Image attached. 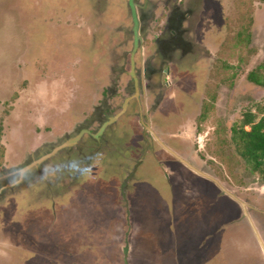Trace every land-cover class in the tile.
I'll return each instance as SVG.
<instances>
[{"label": "rangeland", "instance_id": "rangeland-1", "mask_svg": "<svg viewBox=\"0 0 264 264\" xmlns=\"http://www.w3.org/2000/svg\"><path fill=\"white\" fill-rule=\"evenodd\" d=\"M203 5L194 21L206 26L200 32L198 24L194 37L208 53L178 57L166 81L178 91L177 112L195 107L184 136L191 139L193 132L194 167L248 204L260 229L264 182L225 141L232 125L264 103V87L248 81L264 64V0ZM127 6V0H0V147L6 152L0 174L25 156L44 172L28 175L17 197L0 198V264H264L241 204L209 179L173 164L167 165L169 180L151 164L168 163L153 143L136 169L143 148L137 104L110 119L99 134L106 133L101 148L84 138L66 152L68 134L100 132L91 120L109 76L128 83ZM99 19L103 29L109 21L106 36L114 47L102 40L93 45ZM144 52L138 55L142 67L151 55ZM50 147L56 151L48 156ZM40 155L47 157L37 162Z\"/></svg>", "mask_w": 264, "mask_h": 264}, {"label": "flooded vegetation", "instance_id": "flooded-vegetation-1", "mask_svg": "<svg viewBox=\"0 0 264 264\" xmlns=\"http://www.w3.org/2000/svg\"><path fill=\"white\" fill-rule=\"evenodd\" d=\"M197 1L198 0H127V7L130 9V11H127V14H129L130 17V27L126 34L128 36L127 38L132 37L131 40H129L130 43L128 41L127 44L129 45L127 58L129 59V66L131 67V72L127 74L129 80H125L128 83H123V85H121L119 80L123 82L122 79L118 78L115 82V79L111 80V76H109L108 86L104 85V88H102L103 91L107 88L108 93L105 96L102 95V99L98 103V106L96 104L95 108L97 109H94L95 115L93 114L95 118H92L91 120V123L98 122V126L100 125V127H102L100 132L96 134L94 130H80L79 133H75V137L68 134L65 136V143L68 142L67 147L70 146L66 151L67 153L71 154L70 149L77 148L80 141L82 142L84 138H86L85 140L87 141L91 139L92 141L97 142L98 148H101L104 144L106 133L100 137L99 134L104 127L112 121L110 119L118 112L122 113L126 111L127 106L130 108L132 104H137L138 109L141 108V112L137 114V118L139 122V129L142 132L141 138L143 141V148L142 153L136 161V169L139 170L144 165V159L148 156V151L153 143V145H157L158 148H160L166 155L165 159L168 163H156L150 158V160H152L151 164H153L154 168L157 167L158 169H163L169 180L171 177L167 171L170 169L169 166L173 164H177L179 167L181 165V167L183 166L188 168L191 172H195L175 156V154L178 155L180 158L196 167V165L192 162L194 160L193 154H195L194 150H191L193 147V132L191 133V139L185 140L184 138V136H187L188 133V131H186L187 124H189L188 122L190 119L193 118L194 114H196L194 111L195 107H179L180 110L177 112L175 104L179 97L178 91L174 84H169L166 80L168 74L172 76L170 67L172 66L174 60L178 59V57L185 58L189 55H193L195 52H199L200 54L208 53L207 44L204 45L194 37L197 36V34H200V28L202 26H206L205 22H203L201 18L198 21H194L196 18L195 15L199 12L197 9H200L199 13H201L202 16L201 11L204 6L203 0H201L202 3L200 5ZM96 23L99 25L97 24V26L93 27L96 29L95 32L99 34V37L95 38L97 43L92 44L97 46L98 42L102 40L104 43L108 41V44L110 43L109 45L114 47L113 42L107 38L109 36H106L108 34V30L111 28L109 21L107 28H104L105 30L103 29L104 22L102 19H99ZM198 24L200 32H197ZM102 35L104 38H101ZM106 38L108 40H106ZM206 43L208 42L206 41ZM144 45H147L146 48L143 47ZM142 49H145L143 54H147L148 51L151 52L150 58L148 59L147 57L146 60L143 61V67L138 58ZM136 50L137 57L134 55ZM97 54L94 55L97 56ZM90 55L94 57L92 52H90ZM206 56L210 58L209 54ZM108 58L111 59V56ZM144 62L146 63V68H144ZM114 70L116 73L117 70ZM132 71L133 73H136V78L131 76ZM164 72L165 76L162 75ZM108 73L109 75L111 74L109 71ZM157 75L160 77L155 80V78L158 77ZM111 81L113 83L115 82L117 86L115 87L114 85H110L109 83ZM119 85L121 87H119ZM129 96H134V100L130 99L128 101ZM117 100L120 101L117 102ZM202 103L203 102L201 100V103H199L201 112L204 109V104L201 106ZM145 105L148 106L146 107ZM167 108H169L170 112H174L176 114L175 117L164 116ZM114 110L116 112L115 114ZM101 116L104 118L103 120L97 119ZM184 117L187 122H180V120L185 121ZM169 120H172L173 123H168ZM192 123L193 120L191 124ZM192 129L194 130V127H192ZM161 143H163L175 154L164 148ZM81 149L82 147L78 150L80 151ZM55 151L56 149L54 147H50L49 153H47L48 156ZM38 153L41 154L39 151ZM45 157H47V155H40L36 161L38 162L43 160ZM27 159L28 157L25 156L23 159L24 161L19 162L16 166L9 169H2V173L0 174V179L2 181V184L0 183V198H3V195L6 193H10L13 198L17 197L19 194L17 196L15 195L16 190L18 187L22 185L24 186L27 183L28 175L31 174L32 177L33 175L35 177H42L44 172H42L41 168H39V163L31 167L32 164L27 163ZM154 159L156 158L154 157ZM86 163L87 165H89V163L92 164L91 161ZM196 173L197 172H195V174ZM76 179L79 180V176H77ZM17 182L19 184H17ZM242 211L245 218L244 221L248 223L247 226L250 228V235L255 236L264 257V239H262V233L264 234V225H260V229L257 228V225L254 223L257 222V218L255 219L253 217L251 214L252 211L249 207L248 213L251 220L245 216L244 210ZM251 221L253 222L254 227L252 226ZM254 228H256V230ZM13 262L14 261L10 260L5 263L13 264ZM2 264H4V262H2Z\"/></svg>", "mask_w": 264, "mask_h": 264}, {"label": "trees", "instance_id": "trees-1", "mask_svg": "<svg viewBox=\"0 0 264 264\" xmlns=\"http://www.w3.org/2000/svg\"><path fill=\"white\" fill-rule=\"evenodd\" d=\"M262 71L264 72V64L248 75V81L256 86L264 87V76L260 75ZM256 108L257 114L249 112L240 124L232 125L229 130V141H225V143L232 146L233 150L235 149V152L250 169L251 174L259 176L260 180L264 182V103L257 104ZM205 109L201 122L206 119L205 114L209 110V105ZM1 153L5 154L2 147H0V156ZM0 163L3 164L2 157Z\"/></svg>", "mask_w": 264, "mask_h": 264}, {"label": "water", "instance_id": "water-1", "mask_svg": "<svg viewBox=\"0 0 264 264\" xmlns=\"http://www.w3.org/2000/svg\"><path fill=\"white\" fill-rule=\"evenodd\" d=\"M164 148H166L167 150H169L163 143H161ZM171 153L175 154L174 152H172L171 150H169ZM175 156L177 158L180 159V161L184 164H186L189 168H191L192 170L196 171L200 176H203L207 179H209L210 181H212L223 193H225L226 195L230 196L231 198H233L235 201H237L239 204H241L244 212H245V216L251 220V217L248 213V204L244 203L243 201H241L238 197H236L234 194H232L231 192H229L227 189H225V187L216 179L202 173L201 171L197 170L194 166H192L190 163H188L187 161L183 160L182 158H180L178 155L175 154ZM45 160V159H43ZM252 226L254 227L253 222L251 221ZM256 230V228H254ZM257 232V231H256Z\"/></svg>", "mask_w": 264, "mask_h": 264}, {"label": "crops", "instance_id": "crops-1", "mask_svg": "<svg viewBox=\"0 0 264 264\" xmlns=\"http://www.w3.org/2000/svg\"><path fill=\"white\" fill-rule=\"evenodd\" d=\"M36 149V148H35ZM6 153V152H5ZM27 157V156H26ZM25 157H23V159H24ZM7 159V158H6ZM28 160V159H27ZM24 161V160H23ZM1 164V163H0ZM6 165V164H5Z\"/></svg>", "mask_w": 264, "mask_h": 264}]
</instances>
